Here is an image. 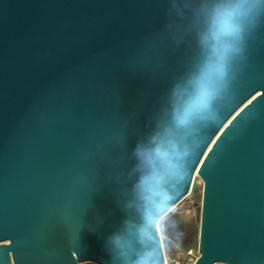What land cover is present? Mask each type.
<instances>
[{
    "label": "water",
    "instance_id": "1",
    "mask_svg": "<svg viewBox=\"0 0 264 264\" xmlns=\"http://www.w3.org/2000/svg\"><path fill=\"white\" fill-rule=\"evenodd\" d=\"M195 175L194 264H264V0H0V264H165Z\"/></svg>",
    "mask_w": 264,
    "mask_h": 264
},
{
    "label": "rangeland",
    "instance_id": "2",
    "mask_svg": "<svg viewBox=\"0 0 264 264\" xmlns=\"http://www.w3.org/2000/svg\"><path fill=\"white\" fill-rule=\"evenodd\" d=\"M203 183L195 175L189 192L157 223L165 264H194L198 240Z\"/></svg>",
    "mask_w": 264,
    "mask_h": 264
},
{
    "label": "clouds",
    "instance_id": "3",
    "mask_svg": "<svg viewBox=\"0 0 264 264\" xmlns=\"http://www.w3.org/2000/svg\"><path fill=\"white\" fill-rule=\"evenodd\" d=\"M229 15H235V16H240V15H243L242 12H239V11H236L234 13H229ZM239 32V27L237 25H235L233 27V34H237ZM202 98H203V105L202 106H205L207 105V101L210 99L211 97V89L209 87V85H205L202 89Z\"/></svg>",
    "mask_w": 264,
    "mask_h": 264
},
{
    "label": "bare ground",
    "instance_id": "4",
    "mask_svg": "<svg viewBox=\"0 0 264 264\" xmlns=\"http://www.w3.org/2000/svg\"><path fill=\"white\" fill-rule=\"evenodd\" d=\"M195 177V176H194Z\"/></svg>",
    "mask_w": 264,
    "mask_h": 264
}]
</instances>
